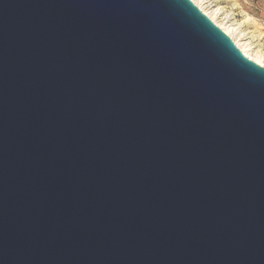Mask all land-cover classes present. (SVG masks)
Wrapping results in <instances>:
<instances>
[{"label":"water","instance_id":"95a60500","mask_svg":"<svg viewBox=\"0 0 264 264\" xmlns=\"http://www.w3.org/2000/svg\"><path fill=\"white\" fill-rule=\"evenodd\" d=\"M0 264H264V67L192 0H0Z\"/></svg>","mask_w":264,"mask_h":264},{"label":"rangeland","instance_id":"374dc122","mask_svg":"<svg viewBox=\"0 0 264 264\" xmlns=\"http://www.w3.org/2000/svg\"><path fill=\"white\" fill-rule=\"evenodd\" d=\"M222 8L264 53V0H209Z\"/></svg>","mask_w":264,"mask_h":264},{"label":"bare ground","instance_id":"6f19581e","mask_svg":"<svg viewBox=\"0 0 264 264\" xmlns=\"http://www.w3.org/2000/svg\"><path fill=\"white\" fill-rule=\"evenodd\" d=\"M192 2L233 40L244 56L264 67L263 51L255 44V41L250 40V37L242 32L240 24L232 21L222 8L212 6L209 0H192Z\"/></svg>","mask_w":264,"mask_h":264}]
</instances>
